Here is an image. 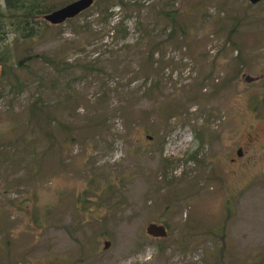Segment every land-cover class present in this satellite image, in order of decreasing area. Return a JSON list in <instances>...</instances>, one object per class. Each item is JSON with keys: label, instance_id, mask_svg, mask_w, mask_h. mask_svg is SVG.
I'll return each instance as SVG.
<instances>
[{"label": "rangeland", "instance_id": "rangeland-1", "mask_svg": "<svg viewBox=\"0 0 264 264\" xmlns=\"http://www.w3.org/2000/svg\"><path fill=\"white\" fill-rule=\"evenodd\" d=\"M124 2L4 28L0 264H264V0Z\"/></svg>", "mask_w": 264, "mask_h": 264}, {"label": "trees", "instance_id": "trees-1", "mask_svg": "<svg viewBox=\"0 0 264 264\" xmlns=\"http://www.w3.org/2000/svg\"><path fill=\"white\" fill-rule=\"evenodd\" d=\"M118 4L121 7L126 5L124 0H118ZM54 8L47 0H0V42H3L5 26L11 27L13 32L19 34L22 39L31 36V33H33V25L37 23V18L55 10ZM103 13L106 16L109 15L107 8H104ZM169 22L171 23V28H173L175 26L174 17H170ZM5 62L6 58L0 55V77H4L7 72ZM16 66H20V62H17ZM34 111L40 113L38 109H34ZM34 118H37L35 112ZM31 121V119H28L27 125ZM34 121H37V119H34Z\"/></svg>", "mask_w": 264, "mask_h": 264}, {"label": "water", "instance_id": "water-1", "mask_svg": "<svg viewBox=\"0 0 264 264\" xmlns=\"http://www.w3.org/2000/svg\"><path fill=\"white\" fill-rule=\"evenodd\" d=\"M251 5L256 4L263 0H248ZM93 4V0H74L62 7H59L49 13L42 16V19L52 26H56L64 23L66 20H70L87 10ZM1 75V65H0ZM145 234L152 238H163L166 236L164 226L149 223L146 225ZM107 247V242H104V249Z\"/></svg>", "mask_w": 264, "mask_h": 264}]
</instances>
